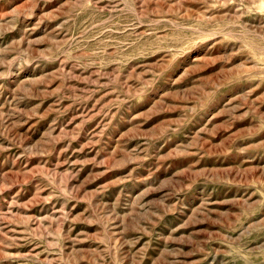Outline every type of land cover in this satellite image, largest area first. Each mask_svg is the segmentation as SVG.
Masks as SVG:
<instances>
[{
  "label": "rangeland",
  "instance_id": "374dc122",
  "mask_svg": "<svg viewBox=\"0 0 264 264\" xmlns=\"http://www.w3.org/2000/svg\"><path fill=\"white\" fill-rule=\"evenodd\" d=\"M0 264H264V0H0Z\"/></svg>",
  "mask_w": 264,
  "mask_h": 264
}]
</instances>
